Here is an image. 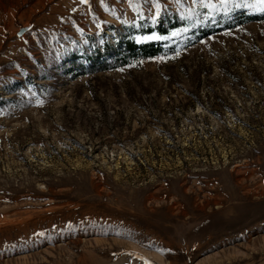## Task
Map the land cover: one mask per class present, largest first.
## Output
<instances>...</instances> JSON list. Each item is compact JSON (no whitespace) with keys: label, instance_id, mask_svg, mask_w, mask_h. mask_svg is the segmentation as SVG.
Listing matches in <instances>:
<instances>
[{"label":"rangeland","instance_id":"1","mask_svg":"<svg viewBox=\"0 0 264 264\" xmlns=\"http://www.w3.org/2000/svg\"><path fill=\"white\" fill-rule=\"evenodd\" d=\"M0 264H264V4L0 0Z\"/></svg>","mask_w":264,"mask_h":264},{"label":"trees","instance_id":"2","mask_svg":"<svg viewBox=\"0 0 264 264\" xmlns=\"http://www.w3.org/2000/svg\"><path fill=\"white\" fill-rule=\"evenodd\" d=\"M260 18L261 17L257 16V17H250L249 19L253 21V20H258ZM158 30L160 31L161 34H165L169 32L160 25L158 26ZM119 45H124V46L118 50L119 57L117 58V60L121 61L123 65L128 64L129 60L131 59H147V58L158 57L162 55L164 51L161 45L153 44V43L136 44L134 41L124 40L121 41Z\"/></svg>","mask_w":264,"mask_h":264},{"label":"snow or ice","instance_id":"3","mask_svg":"<svg viewBox=\"0 0 264 264\" xmlns=\"http://www.w3.org/2000/svg\"><path fill=\"white\" fill-rule=\"evenodd\" d=\"M85 2H86V0H85ZM193 2H196V0H193ZM225 3H226V0H225ZM260 3H261V4H264V0H260ZM155 6H156V9H157V11H156V15L158 16V15H159V12H160V5H159V3L157 2V3L155 4ZM205 7L213 8L214 5L211 4V3H208V4L205 5ZM151 38H156V37H151Z\"/></svg>","mask_w":264,"mask_h":264},{"label":"water","instance_id":"4","mask_svg":"<svg viewBox=\"0 0 264 264\" xmlns=\"http://www.w3.org/2000/svg\"><path fill=\"white\" fill-rule=\"evenodd\" d=\"M23 33V31H21L20 33H19V35H21Z\"/></svg>","mask_w":264,"mask_h":264}]
</instances>
